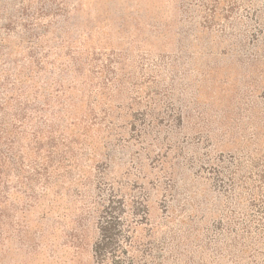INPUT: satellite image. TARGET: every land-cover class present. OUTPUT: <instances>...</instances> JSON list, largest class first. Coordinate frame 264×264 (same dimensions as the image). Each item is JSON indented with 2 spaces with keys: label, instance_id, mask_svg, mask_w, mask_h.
<instances>
[{
  "label": "rangeland",
  "instance_id": "1",
  "mask_svg": "<svg viewBox=\"0 0 264 264\" xmlns=\"http://www.w3.org/2000/svg\"><path fill=\"white\" fill-rule=\"evenodd\" d=\"M0 264H264V0H0Z\"/></svg>",
  "mask_w": 264,
  "mask_h": 264
}]
</instances>
